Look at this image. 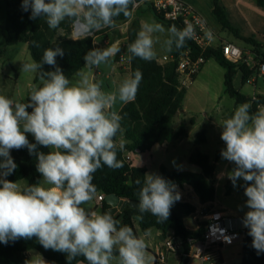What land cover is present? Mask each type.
<instances>
[{
  "label": "clouds",
  "instance_id": "1",
  "mask_svg": "<svg viewBox=\"0 0 264 264\" xmlns=\"http://www.w3.org/2000/svg\"><path fill=\"white\" fill-rule=\"evenodd\" d=\"M137 7V0H21L30 19L43 18L52 30H59L67 21L81 36L116 28V18L131 19ZM160 34H165L162 41ZM195 36L194 25L188 21L183 28L173 24L166 29L155 19L145 20L128 45V60L153 61L157 44L171 53L183 49ZM205 37L213 39L211 30ZM52 45L44 49L40 61L21 64L22 73L35 74L39 80L30 87L27 101L0 94V243L35 238L45 250L66 254L68 264L78 257L87 264H152L145 239L149 232L137 235L111 212L91 207L97 193L94 174L104 166H123L117 158L118 151L125 150V141L117 140L123 133V117L116 105L136 99L142 72H129L114 89L106 90L92 70L101 65L114 70L119 41L90 49L84 56V68L72 78L57 63V57L65 55L64 49L56 41ZM44 65L52 70H45ZM219 126L225 145L221 158L233 165L221 176L226 175L234 188L243 181V208L247 211L241 222L259 255L264 253V105L252 111V102H243ZM24 148L36 158L41 176L37 183L6 178L17 168L11 151ZM143 177V183L135 181L140 213L135 219L150 213L162 224L181 199L178 186L158 173ZM25 264L47 262L35 253ZM77 264L82 262L77 260Z\"/></svg>",
  "mask_w": 264,
  "mask_h": 264
},
{
  "label": "trees",
  "instance_id": "2",
  "mask_svg": "<svg viewBox=\"0 0 264 264\" xmlns=\"http://www.w3.org/2000/svg\"><path fill=\"white\" fill-rule=\"evenodd\" d=\"M142 1L144 0H137L138 3ZM254 1L259 6L264 7V0ZM213 2L214 15L223 28L231 31L235 37L251 45L253 53L264 62V50L261 44L254 38L242 37L239 30L230 24L222 0H213ZM150 8L154 16L167 28L173 24L181 28L178 22L168 21L154 10L151 5ZM29 17L30 12H24L21 8V0L7 1V10L1 24V31L5 39V48L2 50V53L7 51V47L18 43H26L33 60L40 61L44 49L53 46L52 42L56 41L65 51L63 58L57 57V63L66 75L72 78L77 70L84 68L85 54L90 49L96 47L94 36H86L74 40L68 37V34L72 30L69 22L65 21L60 27L66 32L63 36L59 34V30L49 29L43 18L33 20ZM128 20L123 15L117 17V26ZM140 25V22L137 20L130 24L127 33V48L135 40ZM108 29L110 28L101 29L95 35ZM34 41L39 42L41 46L39 48L35 47ZM187 50L191 51V56L194 59L200 56L202 52L193 41L188 40L183 49L171 52V55L176 58L174 61L160 64L156 59L153 61H143L136 58L130 62L131 72L139 69L142 72L143 78L136 99L131 103L125 104L119 112L123 117L121 121L123 133L122 135L118 134L117 140L123 137L127 141L125 150L118 151L117 153V158L123 162V166L119 169H110L104 166L94 174L93 183L97 187L96 195L103 194L105 196L102 202L103 212H109L111 209V205L106 201V196L109 195H116L120 199L130 202H139L137 194L139 186L135 184V181L140 179L141 183H143V176L147 173V168L132 166L126 159L127 153L147 152L155 145H163L164 143H171L187 137L188 128L185 123H182L178 129L174 128L175 118L183 109V103L187 94V88L180 85L179 74L177 72V59ZM203 55L207 61L214 59L226 70V92L237 104L251 101L252 111H255L258 106L264 105V96L250 98L237 91L234 87V79L239 71L243 74V83L245 84L253 78L255 69L249 68L245 63L236 64L228 61L223 55L221 46L208 48ZM44 69L52 70L48 65H44ZM35 80L39 81L37 75ZM29 140L30 142H35L30 138ZM196 142L198 144L207 143L205 130L198 134ZM39 150L45 153L49 151L47 148H39ZM11 154L17 168L6 177L8 180L16 182L27 179V183L29 184L37 183L41 180L40 174L36 171V158L29 155L26 148L12 150ZM189 161L191 164L198 166L201 172L172 171L162 165L159 174L173 181L177 186L184 184L192 186L202 202H214L216 198L215 164L211 162L208 154L203 153L199 149L191 153ZM232 167L233 165L231 164ZM239 185V191L244 194L243 181ZM232 189L233 185L229 180L227 183V193L230 194ZM194 211L195 208L193 206L176 202L171 208L168 220L164 223H157L156 217L150 213H144L143 219L139 220V226L143 233L149 232L152 228L161 230L165 234L172 230L186 242V249L188 251V239L200 238L203 234V229L197 231L189 230L183 222V216L189 215ZM138 215H140L138 208L129 205L122 211L113 214L114 218L119 220L121 224H126L133 228L136 234L135 217ZM242 233L244 234L242 241V264H264V253L258 255L256 250L251 246L252 238L248 235V229H243ZM33 249L38 250L46 259L56 264H68L66 254L53 250H45L35 238L31 240L20 239L14 243L9 242L7 245L0 243V263L25 264V261L28 260L26 252ZM77 260L87 264L83 257H78ZM77 260L72 261V264H77ZM187 263L188 259L186 260Z\"/></svg>",
  "mask_w": 264,
  "mask_h": 264
},
{
  "label": "rangeland",
  "instance_id": "3",
  "mask_svg": "<svg viewBox=\"0 0 264 264\" xmlns=\"http://www.w3.org/2000/svg\"><path fill=\"white\" fill-rule=\"evenodd\" d=\"M7 1L0 0V94L25 102L27 101L30 87L33 84H39V81L35 80V74L22 73L20 71L23 62L33 60L26 43H18L7 47V51L2 53V50L5 48V39L1 31V24L7 10ZM154 19L167 29L156 17ZM164 35L160 34L161 41L164 39ZM226 36L228 34H222V37ZM156 50L157 57H160V59L163 58L162 55L164 54L169 55L168 52H165L161 48L160 44L156 45ZM123 51L120 48V52L115 58H118L120 54L122 56ZM124 59L125 57L123 56L122 62ZM103 72L104 76H100L99 80L103 81V86L106 90L114 89L122 77L129 73L128 71L123 74L118 72L113 74L109 68L107 70L104 69ZM225 72V69L215 60H209L204 65V72L192 84H189L183 109L177 114L174 121L175 129H178L182 123H185L188 128V135L182 140L174 141L172 144L168 143L166 148L161 145L155 146L150 154L144 155L142 159H147L149 173L159 174L162 165L172 171L200 173L201 169L189 161L191 153L196 149L208 154L212 162L221 157L220 152L225 145L220 139L222 129L219 123L228 118L227 116H230L238 106L236 101L226 92ZM258 77L257 84L245 85L243 88L244 94L252 96L255 92H258L264 96V77ZM120 106L121 104L119 103L116 105L117 111ZM203 130L206 131L208 142L198 144L196 142L197 136ZM219 161V166L226 163L222 158ZM189 201L196 206L199 205L196 198H191ZM245 201L246 197L237 188L231 194H228L226 186L221 185L217 188L215 201L207 207L230 213L231 216L233 215V218H239L240 213L244 214L247 211L246 208H243ZM85 206L88 207L87 205ZM91 207H93V202ZM198 216L201 217L199 213ZM183 221L190 229H194L197 226L194 215H184ZM143 234L139 230L138 235ZM145 239L147 245L153 248L156 243L162 244L164 241L162 235H160V238L158 237L157 229H152L149 237L147 236ZM241 246L242 244L238 243L224 249L223 253L226 259H230L227 264L237 263L236 257H232V254H236L238 251L241 252ZM177 263H179V259L172 257V255L168 256V264ZM189 263L196 264L193 261Z\"/></svg>",
  "mask_w": 264,
  "mask_h": 264
},
{
  "label": "crops",
  "instance_id": "4",
  "mask_svg": "<svg viewBox=\"0 0 264 264\" xmlns=\"http://www.w3.org/2000/svg\"><path fill=\"white\" fill-rule=\"evenodd\" d=\"M181 1L190 5L206 21L209 28L214 33V40H213L214 47L221 46L222 44H224L226 42H231L237 46H240V48H242L244 50H252L253 49V47L251 45H249L245 41L235 37L231 31L223 28L222 24L219 22L217 17L214 15V12H213L214 2H213V0H181ZM150 2H151V0H144V1L140 2L139 6L133 12V17L131 19H129L127 22L118 25L116 28H110L108 30L102 31L101 33H98L97 35H93L96 47H100V48L108 47L111 44H113L114 42L119 41V48H122L124 50L122 52V54H123L122 56L120 54L119 58H114V60H113L114 70L110 69V71L113 74H115L116 72L121 73V74L128 72V71L131 72V63L128 60L129 53L127 51L128 29H129L130 24L135 20L139 21L141 24L145 20H150L151 18L154 19L155 16H154L153 11L150 8ZM222 3L224 4V6L226 8V12H227V16H228V20H229L230 24L234 28L239 30V33L242 37L254 38L259 44H261V46L264 50V7L259 6L254 0H222ZM73 32H74V29L72 28L71 32L68 34V37L71 39H74V40L79 39V38H76L74 36ZM65 33L66 32L64 29H62V28L59 29L60 35L64 36ZM223 33L228 34V36L222 37ZM27 46H28V44H27ZM170 54L171 53H169V55ZM165 55L166 54H164L162 56H165ZM123 56L125 57V59L122 62L121 59ZM156 60L160 64H163V61H162V59H160V57H156ZM210 60H214V59H210ZM103 68L107 70V68L104 67L103 65H101L100 68L92 70V72L95 76V79L99 80L100 76H104V72H103L104 69ZM203 72H204V67L202 68L200 73L194 78V80ZM225 74H226V72H225ZM258 78L259 77L254 78V81L252 83L247 82L244 84L243 83V74L239 71L237 73L235 79H234V87L236 88L237 91L244 94L243 88L245 87V85L257 84ZM251 79H253V78H251ZM188 87H189V85L185 88H188ZM244 95L247 97H250V98H255L257 96H263L258 92H255L252 96H249L246 94H244ZM124 105L125 104H121V106L118 109L119 112ZM237 105H239V104H237ZM227 117H229V116H227ZM28 137L30 139L34 140L30 134L28 135ZM120 139L124 140L123 137H121ZM124 141L126 144L127 141L126 140H124ZM207 142H208V138H207ZM167 144L168 143H164L161 146L166 148ZM170 144H172V142ZM155 146H158V145H155ZM151 150L147 151V152H129L130 153V159L128 160V162H130L132 164V166H134V167H146L147 173H149L148 166H147V159L146 158L142 159V158L144 157V155L150 154ZM11 153H12V151H11ZM219 160H221V157L218 160H216L215 162L211 161L216 166V171H215L216 191H217V188L221 185H224L227 188V183H228L229 179L227 178L226 175L221 176V174L231 170V164L229 162L226 161V163L224 165L219 166V164H220ZM24 181L27 182L28 180L23 179L20 182L23 183ZM240 182H242V181H238V185ZM235 188H237L239 191L238 186ZM235 188L233 187L232 192ZM178 190L181 194V199L177 202L182 203V204H189L195 208V211L189 215H194V218L197 221V226L194 229H190L189 227H187L185 225L187 227V229L192 230V231H197L198 228L206 222L207 217L212 212L219 211V210H215L212 208H208L207 206H209L213 202H206V203L202 202L199 195L196 193V191L194 190V188L192 186L184 184V185L178 186ZM97 196L98 195H96V197L93 201L92 210H95L98 212H103V203H102L103 201L98 202ZM191 198H196L198 200L199 205L196 206V205L190 203L189 200ZM109 212H111L112 214H115L117 212H120V210H114L113 206L111 205V209L109 210ZM198 213L201 215V217L198 216ZM224 213H226L230 217L233 216V215L231 216L230 213L229 214L227 212H224ZM243 216H244V214H241V213L239 214V218H243ZM135 227H136V231H137V235H138L139 230H141L140 226H139V220H135ZM152 229H156V228H152ZM152 229H150L149 233L151 232ZM172 233H173L172 230L167 232L166 234L163 233L161 230H158V237L160 238V235H162L164 238V241H165L166 237H168ZM164 241H163V243H164ZM163 243L162 244L156 243L154 248L148 246L147 250L153 258L152 264H155L156 255L162 249ZM239 243L242 244V242H239ZM236 244H238V243H236ZM236 244H234V245H236ZM242 248H243V246H241V248H240L241 252L238 251L236 254L235 253L232 254V257H236V259H237L236 264H242ZM35 253L41 254L42 257L44 258V260L47 262V264H56L55 262H52V261L46 259L41 252H39L38 250H35V249L29 250L26 252V257L28 258V260L31 259ZM222 256H223L222 264H227L229 262L228 260H230V259H226V256L224 253H222ZM172 257L179 259V263H177V264H182L184 257H181L179 255L178 256L172 255ZM0 264H3V263H0ZM82 264H86V263L82 262ZM185 264H186V262H185ZM187 264H190L189 261Z\"/></svg>",
  "mask_w": 264,
  "mask_h": 264
},
{
  "label": "built area",
  "instance_id": "5",
  "mask_svg": "<svg viewBox=\"0 0 264 264\" xmlns=\"http://www.w3.org/2000/svg\"><path fill=\"white\" fill-rule=\"evenodd\" d=\"M151 7L161 14L168 21L178 22L183 28L185 21L194 25L196 36L191 39L201 50L200 56L193 58L191 51L187 50L177 59L179 81L181 87H187L194 78L200 73L207 60L203 53L211 47H214V33L209 28L203 17L195 11L190 5L181 0H151ZM139 6V3H138ZM211 30L213 39L205 37V32ZM74 36L81 38L74 30ZM225 58L232 63H245L249 68L255 69L253 79L258 76L264 77V62H262L252 50H244L239 46L226 42L221 45ZM176 60L173 55H165L162 58L163 64ZM31 111V109H29ZM126 159H130V153L126 154ZM105 199L103 194L97 196V201L102 202ZM222 211H214L208 217L206 222L198 228L203 229L200 238L188 239L189 250L186 249V242L178 237L174 232L166 237L162 249L156 255L155 264H168V256L179 255L186 257V260L193 261L196 264H222L223 250L226 247L242 242L244 234L242 230L235 228L234 222Z\"/></svg>",
  "mask_w": 264,
  "mask_h": 264
},
{
  "label": "water",
  "instance_id": "6",
  "mask_svg": "<svg viewBox=\"0 0 264 264\" xmlns=\"http://www.w3.org/2000/svg\"><path fill=\"white\" fill-rule=\"evenodd\" d=\"M106 28V27H105ZM104 29V28H103ZM99 31V30H98ZM95 31L93 33H91L90 35L87 36H93L95 35L96 32ZM86 37V36H85ZM106 201L113 206L114 210H120L122 211L125 207L132 206V207H136V205H138L139 202H130V201H126V200H122L119 197H117L116 195H109L106 196ZM232 221L234 222L235 228L238 230H243L245 229V227L242 224V218H231ZM186 262V257L183 258L182 264H185Z\"/></svg>",
  "mask_w": 264,
  "mask_h": 264
}]
</instances>
